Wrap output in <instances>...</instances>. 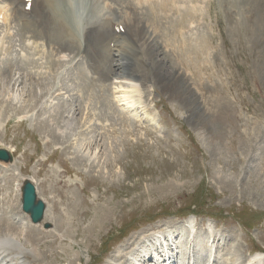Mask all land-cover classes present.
<instances>
[{
  "label": "rangeland",
  "instance_id": "1",
  "mask_svg": "<svg viewBox=\"0 0 264 264\" xmlns=\"http://www.w3.org/2000/svg\"><path fill=\"white\" fill-rule=\"evenodd\" d=\"M203 1L198 3L203 12L184 10L195 13L183 15L189 24L184 31L205 36L207 59L199 55L194 65L173 53L169 69L178 70L181 88L189 85V101L201 103L197 110L208 118L205 129L197 125V114L188 116L192 102L170 97L157 78L145 80V65L136 64L135 78L115 69L112 77L98 79L90 60L75 57L73 48L60 54L67 78L59 83L67 87L63 101L70 109L63 114L56 110L58 99L48 98L46 106L56 111L38 119L41 99L29 101L26 93L35 81L22 83L14 66L31 41L16 34V22L10 28L0 22V86L6 85L0 88V106L9 103L0 111V144L18 146L12 158L21 162L19 181L33 177L37 196L62 219L57 227L53 220L34 224L41 241L33 249L22 236L15 239L20 262L156 264L148 260L146 235L191 220L177 235L171 231L176 238H169L168 254L160 247L150 253L157 264L257 263L252 256L264 251V32L248 21L259 5L244 11L229 0ZM262 8L255 14L258 24ZM79 10L87 17L85 6ZM154 40L161 55L168 53L159 37ZM15 73L19 81L12 87L8 78ZM12 91L15 100L9 98ZM27 102L34 108L10 112ZM7 177L4 188L13 183V176ZM21 231L31 237L25 227ZM34 255L37 262H31ZM8 259L2 264L16 262Z\"/></svg>",
  "mask_w": 264,
  "mask_h": 264
},
{
  "label": "bare ground",
  "instance_id": "2",
  "mask_svg": "<svg viewBox=\"0 0 264 264\" xmlns=\"http://www.w3.org/2000/svg\"><path fill=\"white\" fill-rule=\"evenodd\" d=\"M210 1L211 0H206L207 4ZM238 1L239 3L237 0H229V3L237 4L235 6H242L241 8L242 10L244 9V11H247V8L250 6L255 8L254 3H257L259 6H264V0ZM191 2H193L191 7L192 10L201 11L202 7L196 5V3L205 1L191 0ZM80 3H82L81 0H32L30 9L26 10L24 8V0H4V6L0 8V14L3 13V21L11 22L16 19L19 20L18 35L28 34L27 38L33 44L25 51L26 54L24 55V58L26 59L22 60L21 63L14 61V66L20 70L19 76L24 78V82L22 83L27 82L28 85H30L32 81H35L33 86H30L29 89L27 88L26 93L30 95L29 101H32V99L40 101L41 99L39 106L36 108V112H43L39 115L37 114L38 119H41L46 112L50 110L56 111L59 107V111L64 112L63 114L68 113L67 111L70 109V105L63 101V95L68 92L66 90L67 87L64 83H59L63 78H67L65 63L60 58V54L69 48H73L72 52L75 56L81 54L84 61L87 62L90 60L91 69L94 74L97 75L98 79L112 77L116 74L115 69H117L118 73L121 75H129L130 77L135 78L133 76L138 72L135 70L136 64L145 65L146 71L149 73L146 75L145 80L157 78L164 90L169 93L170 97L186 100V102H192L188 116L192 117L193 114H197L199 119L197 120V125L200 128L207 127L208 118L206 119L204 114L202 115L197 110L202 106L200 105L201 103L193 100L189 101L190 91L187 89L189 85H187L186 88H181V80L179 79L180 74L178 70L174 68L169 69V63L171 64L173 62V53L181 52L174 58H178L182 61L185 57L187 60L194 63V65L200 58L199 55L204 56L202 59L203 61H206L207 59L206 54L208 53V46L205 36L202 35L201 32V34L198 32L196 36L191 35V32L194 30L190 31V34H187L184 31L189 24H187L188 22H186L183 14H186L188 17L195 15V13L194 15L189 14V12L186 13L184 12V9H181L180 4H184V8H186L187 3L184 0H87L85 1L87 17L82 16L79 13V8L81 7ZM82 4L84 5V3ZM259 6L256 7V10L249 13L251 15V20L245 16L246 13H243L242 15L249 20L248 23L251 21V23L254 22L255 27L257 29L259 27L260 31L264 32V8L260 9L259 12V24L255 18L257 10L259 11ZM196 12L198 13V11ZM188 21L193 22L191 19H188ZM196 24H198V22ZM120 27H123L124 32L116 31ZM75 28L76 31L74 33ZM156 37L161 39L162 46L168 48V53L164 52L163 55L159 53L158 42L154 40ZM110 43H113L112 46ZM54 52H57L58 54L56 59H54ZM106 65L110 66L109 70L106 68ZM21 66L24 68V72L22 71L23 69ZM113 66L116 68H112ZM78 70L80 72H78L79 75L82 74V77L84 75L83 67L79 66ZM17 76L18 75L15 73V75H11L8 78V84H11L12 87H14L17 84V81H19ZM27 80H30V82ZM2 84L3 85L0 86V88L2 87L3 89L6 85L4 86V83ZM7 87L8 89L10 88L9 86ZM1 91L2 90H0V93ZM53 92H57L58 94L53 96ZM11 96H15V92L12 91L9 98L10 100L16 99L11 98ZM48 98L53 99L51 102L58 99V104L56 105L58 107L56 110H53L55 107L50 108L46 106L45 99ZM0 104L4 105L1 98ZM8 104L9 103L4 107L0 106V111L2 112V110H5L6 107L9 106ZM21 107V110L15 111V108H13L14 111L10 112L15 115L19 114L18 112L26 111L28 108H34L32 102L23 103ZM49 114L50 113H48V115ZM63 114L61 113V115ZM51 118L54 119L53 117ZM64 121H66V119ZM67 122L68 123L62 125V132L65 131V128L69 129L73 125L72 120ZM5 127L10 128V121H6ZM56 130L60 131L59 127H56ZM62 132L60 131V133ZM55 145L56 147H62V145L57 143H55ZM0 148L8 150L4 144H0ZM8 151L11 154L18 152V146L14 145V148L12 150L9 149ZM20 165L21 162L15 158L8 163L0 160V264L7 261L10 256L14 257L16 260V262L10 264H23V261L20 262L18 259V256L22 253V251L21 253L19 252L21 246L15 240L19 236H22L25 239L26 244L31 245L32 249L39 243V241H41V237H36L38 233L35 229H37L38 226L32 224L29 220V216L20 211V186L21 182L24 180L22 179L21 182L19 181V172L21 171ZM8 174L13 176V183L11 182L12 184L10 186H5L6 188H4L3 181L9 179L7 177ZM25 180L33 181L34 179L33 177H27ZM55 205L56 204H54V206ZM49 207L50 204L47 205L44 211L43 221L53 220L55 221V226L57 224L61 225L62 219L59 220L57 216L51 215V212L48 210ZM54 209L56 211V208ZM58 220L61 223H58ZM2 221H6V225H2ZM191 222V220H185L183 221V224H179V226L174 222L168 223L156 233L153 232L146 235L144 238L145 240H143L145 243L147 242V244L141 243L148 246V248L145 247V251L149 255L147 257H151L153 254L152 251H158L159 248L155 250L157 247H160L161 252H169V238H176L175 234L171 231L175 228L174 231L177 235L179 229L181 231L182 227L187 226ZM169 226L172 228H168ZM22 227H25L32 233L31 237H28L27 234L22 231L20 232V228ZM43 232L47 233L48 231L45 230ZM187 239H185V243L197 245L192 240ZM174 240H172V242ZM262 257L261 252H256L252 256V259L254 258L258 261L254 264H263L264 261ZM34 258L35 260H32L31 262H37L38 259H36L35 255ZM148 260L153 263V260L159 262L156 255L153 256V260Z\"/></svg>",
  "mask_w": 264,
  "mask_h": 264
},
{
  "label": "water",
  "instance_id": "3",
  "mask_svg": "<svg viewBox=\"0 0 264 264\" xmlns=\"http://www.w3.org/2000/svg\"><path fill=\"white\" fill-rule=\"evenodd\" d=\"M0 159L7 161L9 156L6 151L0 150ZM42 200H37L35 187L29 181H25L22 187V210L29 213L31 221L36 223L41 220L44 210Z\"/></svg>",
  "mask_w": 264,
  "mask_h": 264
}]
</instances>
